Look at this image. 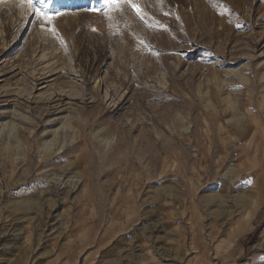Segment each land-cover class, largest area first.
I'll return each mask as SVG.
<instances>
[{"label": "rangeland", "instance_id": "374dc122", "mask_svg": "<svg viewBox=\"0 0 264 264\" xmlns=\"http://www.w3.org/2000/svg\"><path fill=\"white\" fill-rule=\"evenodd\" d=\"M131 3L0 0V264H264V0Z\"/></svg>", "mask_w": 264, "mask_h": 264}, {"label": "snow or ice", "instance_id": "6c2138e0", "mask_svg": "<svg viewBox=\"0 0 264 264\" xmlns=\"http://www.w3.org/2000/svg\"><path fill=\"white\" fill-rule=\"evenodd\" d=\"M50 2V0H49ZM123 2V0H101L100 9H89L90 11H107L112 10L115 11L119 4ZM20 6H24L25 4L28 6L29 11L36 16L38 20L47 21L50 19V14L44 10L46 5V0H19ZM36 3H39L41 7H36ZM130 6L135 10L137 15L141 14L140 8L131 3V0H128Z\"/></svg>", "mask_w": 264, "mask_h": 264}, {"label": "bare ground", "instance_id": "6f19581e", "mask_svg": "<svg viewBox=\"0 0 264 264\" xmlns=\"http://www.w3.org/2000/svg\"><path fill=\"white\" fill-rule=\"evenodd\" d=\"M242 231H244L243 228H242V226L237 227V232L242 233ZM235 233H236V232H235ZM239 233H238V234H239Z\"/></svg>", "mask_w": 264, "mask_h": 264}, {"label": "trees", "instance_id": "16d2710c", "mask_svg": "<svg viewBox=\"0 0 264 264\" xmlns=\"http://www.w3.org/2000/svg\"><path fill=\"white\" fill-rule=\"evenodd\" d=\"M256 233H257V232H255V234H253V235H249L248 237H249V238H255Z\"/></svg>", "mask_w": 264, "mask_h": 264}]
</instances>
